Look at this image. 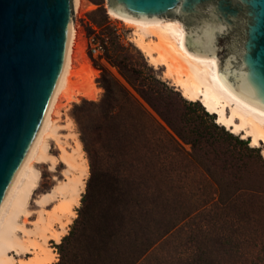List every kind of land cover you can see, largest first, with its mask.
I'll list each match as a JSON object with an SVG mask.
<instances>
[{
  "label": "rangeland",
  "instance_id": "rangeland-1",
  "mask_svg": "<svg viewBox=\"0 0 264 264\" xmlns=\"http://www.w3.org/2000/svg\"><path fill=\"white\" fill-rule=\"evenodd\" d=\"M74 27L77 39L68 84L72 88L67 86L58 99L52 114L53 128L44 139L57 160L54 166L34 160L37 187L28 201L27 213L18 216L12 229L23 251H10V256L0 252V256L11 257L17 264L34 259L37 251L47 248L41 228L50 213L64 202L63 193L77 183L81 192L74 204L75 215L61 239L46 232L47 242L56 253L53 264L60 260L58 244L69 234L79 209L86 220L79 234L78 250L83 251L79 261L71 264H117L121 257L120 264L135 257V264H263L262 222L254 220L252 207L257 195L264 194V163L211 131L216 144L232 148L246 162L238 170L223 171L213 151L207 157L200 151L195 153L192 145L176 134L166 116L179 124L181 117H190L207 130L205 120L192 112L189 100L167 75L166 66L149 61L136 45L138 32L134 25L114 16L107 0H81L75 8ZM109 30L124 48L122 55L137 68L147 65L145 72L162 81L159 86L164 91L165 103L152 104L127 81L119 67L107 60ZM91 37L105 48L103 55L94 59L92 69L88 68L85 55ZM103 68L138 100L129 102L117 92L120 105L115 107V120L110 106L103 101L105 88L98 81ZM88 91L92 93L84 95ZM73 112L78 114V120ZM78 140L82 143L81 155L76 150ZM247 140L252 146L251 139ZM61 145L73 154H69L75 159L72 164L60 157ZM257 148L264 158L263 146ZM206 163L211 166L213 177L206 171ZM49 192H56L54 199L40 204L39 198ZM242 215L246 222L241 220ZM99 226L104 230L97 234ZM54 227L59 229L58 224Z\"/></svg>",
  "mask_w": 264,
  "mask_h": 264
},
{
  "label": "water",
  "instance_id": "water-1",
  "mask_svg": "<svg viewBox=\"0 0 264 264\" xmlns=\"http://www.w3.org/2000/svg\"><path fill=\"white\" fill-rule=\"evenodd\" d=\"M118 16L182 20L184 47L264 110V0H107ZM75 0H0V226L40 154L71 59Z\"/></svg>",
  "mask_w": 264,
  "mask_h": 264
},
{
  "label": "bare ground",
  "instance_id": "bare-ground-1",
  "mask_svg": "<svg viewBox=\"0 0 264 264\" xmlns=\"http://www.w3.org/2000/svg\"><path fill=\"white\" fill-rule=\"evenodd\" d=\"M80 3L81 0H75V8L78 7ZM111 13L134 25L138 32L136 45L146 53L152 64L156 66H166L167 75L173 79L177 89L182 92L185 98L191 101H200L210 113L218 115L217 122L219 124L226 126L234 134H241L242 138L251 139L252 146H263L262 154L264 156V110L253 106L248 100L220 78L218 54L197 56L185 48V32L181 20L118 16L112 10ZM76 39L77 32L74 27L71 59L58 99L64 90H66L67 86L70 85V77L72 76L74 66L73 53ZM69 87L70 89L72 88L71 86ZM92 91H88L84 93V95L92 93ZM57 103L58 102H56V105ZM51 125L52 117L46 136H49L48 132L53 128V125L52 127ZM45 142L46 141L43 142L40 154L37 156L36 161L48 162L54 166L57 158L50 154L48 144ZM77 142L78 149H75L79 150L80 154L82 143L80 140ZM60 149L62 151L60 157L67 159L68 163L72 164L75 159L74 157H70H72L73 154L68 153L63 145H61ZM69 154L71 155L70 157ZM83 165L85 167V164ZM83 165L82 170L84 172ZM86 170L87 166L85 167V171ZM81 172L82 171H80V173ZM37 181L38 171L32 163L24 174L22 187L18 196L0 226V252L4 255L6 254V256H10V251H23L22 249L24 247L19 245V241L12 233V229L17 222L18 216L21 213H27L26 207L33 190L37 187ZM74 182H76V179ZM74 185L68 187V190L63 193L65 195L64 202L60 203L56 207V210L50 213L46 224L41 228V231L45 234V244H47L48 247H41L42 249L37 251V255L34 259L17 264H53L56 261V253L52 251L53 248L47 242L48 234L46 232L48 231L50 236L54 239H61L62 234L71 222V216L75 215L73 209L74 204L78 202L79 194L81 192L77 183ZM57 192L61 193V190L57 189ZM54 196H56V192L53 194L51 192L45 193L39 198L38 202L40 204H48L54 199ZM56 224L59 225V229L57 230L54 229ZM6 256H0V264H14L11 257L6 258Z\"/></svg>",
  "mask_w": 264,
  "mask_h": 264
},
{
  "label": "trees",
  "instance_id": "trees-1",
  "mask_svg": "<svg viewBox=\"0 0 264 264\" xmlns=\"http://www.w3.org/2000/svg\"><path fill=\"white\" fill-rule=\"evenodd\" d=\"M102 37H105V32H102ZM106 42L108 43V48L106 52L107 60L113 65L119 67L122 73L125 75L127 81L135 87L141 95L150 101L152 104L155 101H160V103H165L166 98L164 95L163 89L159 86L162 81L152 73H146L145 68H148L147 65L143 68H137L135 64L129 60L126 56L122 55V45L116 41V35L109 30L106 32ZM99 84L105 88V94L103 96V101L108 103L112 110L111 117L115 120L117 118L118 113L115 111V107L120 105V100L117 97V92L125 95V99L130 101L138 100L134 97V95L128 90V88L118 79L116 78L107 68H103V73L101 77H99ZM167 88L168 86L165 85ZM172 91V90H171ZM174 91V90H173ZM187 101V100H185ZM95 103V102H93ZM190 109L193 113L203 117L205 120L207 130L201 128L199 125L194 123V121L190 117H181L180 124L177 123L173 118L166 116V120L168 124L173 128L176 134L185 142L190 143L195 153L199 152L201 155H207L212 151L216 155V161L221 163V170H231L232 168L238 170V168L243 167L246 162L243 158L238 154L234 153L233 149L229 147H221L220 144H216V138H213V133L211 131H216L222 138V141L227 142L229 144L238 146L245 151L251 153L253 158L256 161H261L264 163V158L261 155L260 150L257 147L250 146L249 140L242 138L233 132L226 129L224 125H221L217 122V118L214 113H210L206 108H204L203 104L200 101H187ZM78 108V105H75ZM74 117L78 120V114L73 112ZM202 158V163H203ZM206 171L210 176L213 175V170L211 166H208L207 163L204 164ZM213 177V176H212ZM87 194V193H86ZM253 198L255 195H252ZM82 201H86V195L83 196ZM252 205V203H251ZM253 214L254 220L256 222H262V235L264 237V194L257 195V199L253 202ZM242 221H245V215L241 217ZM85 215L82 209H79V216L74 220L72 228L69 234L65 235L62 238V241L58 244L59 252H60V260L56 264H71L72 261H79L80 252L83 250H78L80 247V238L79 234L85 228ZM246 222V221H245ZM96 223H99L96 221ZM104 228L99 226V230L97 234L103 231ZM89 249V248H87ZM264 250V247L261 248ZM88 251V250H87ZM124 259L128 256H123ZM123 258H120V261L117 264H120ZM136 257L132 260H127L126 264H135ZM264 264V261H263Z\"/></svg>",
  "mask_w": 264,
  "mask_h": 264
},
{
  "label": "built area",
  "instance_id": "built-area-1",
  "mask_svg": "<svg viewBox=\"0 0 264 264\" xmlns=\"http://www.w3.org/2000/svg\"><path fill=\"white\" fill-rule=\"evenodd\" d=\"M89 44V51H86L85 55L87 59V66L88 68L92 69L94 68V59L99 55H103V53L105 52V48L100 41L95 40L93 37L89 39Z\"/></svg>",
  "mask_w": 264,
  "mask_h": 264
}]
</instances>
